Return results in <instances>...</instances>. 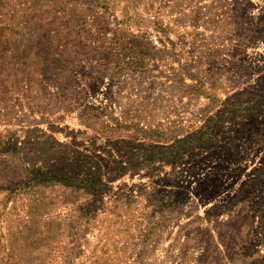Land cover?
I'll list each match as a JSON object with an SVG mask.
<instances>
[{
	"label": "rangeland",
	"instance_id": "1",
	"mask_svg": "<svg viewBox=\"0 0 264 264\" xmlns=\"http://www.w3.org/2000/svg\"><path fill=\"white\" fill-rule=\"evenodd\" d=\"M0 264H264V0H0Z\"/></svg>",
	"mask_w": 264,
	"mask_h": 264
}]
</instances>
